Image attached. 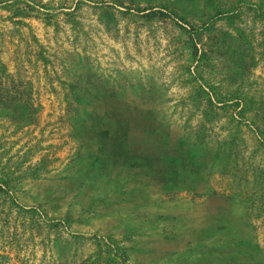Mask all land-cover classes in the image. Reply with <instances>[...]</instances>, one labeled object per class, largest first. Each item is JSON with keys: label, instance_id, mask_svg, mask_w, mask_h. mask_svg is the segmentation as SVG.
I'll use <instances>...</instances> for the list:
<instances>
[{"label": "rangeland", "instance_id": "obj_1", "mask_svg": "<svg viewBox=\"0 0 264 264\" xmlns=\"http://www.w3.org/2000/svg\"><path fill=\"white\" fill-rule=\"evenodd\" d=\"M0 264H264V0H0Z\"/></svg>", "mask_w": 264, "mask_h": 264}]
</instances>
